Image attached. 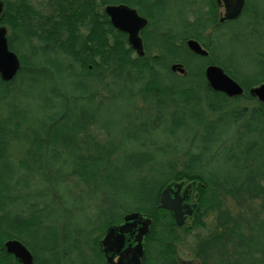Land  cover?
<instances>
[{
  "label": "trees",
  "instance_id": "obj_1",
  "mask_svg": "<svg viewBox=\"0 0 264 264\" xmlns=\"http://www.w3.org/2000/svg\"><path fill=\"white\" fill-rule=\"evenodd\" d=\"M0 1V25L10 31V49L22 63L13 82L0 78L3 242L49 241L54 252L61 228L69 264L90 260L83 245L98 264H106L100 242L107 229L120 225L127 213L140 212L152 220L144 264H181L186 237L195 230L205 231L188 244L200 264H264V104L249 93L264 82V51L257 52L259 70L252 74L227 64L231 55L227 63L214 50L208 58L193 55L184 41H203L195 21L187 22L192 33L186 31L178 40L163 36L160 56H135L127 36L110 23L105 7L130 5L156 25L158 10L165 8L163 0H43L39 5L33 0ZM253 19L262 25L263 18L256 14ZM226 43L231 46L236 38L228 37ZM212 44L205 42L207 47ZM194 59L205 64L194 65ZM175 63L184 65L187 74L172 73ZM209 65L230 73L245 89L243 97L255 100L258 107L249 114L246 109L230 110L234 99L214 92L206 80ZM166 75L175 80L166 81ZM106 79L124 88L113 98L127 91L131 104L136 94L145 104L127 114L118 142L102 121L105 107L98 94ZM109 87L104 90L112 93ZM17 95L21 106L35 100L34 111H20L14 103ZM226 117L231 119L228 129L244 125L237 132L238 157H226L232 170L211 168L218 155L204 156L218 139L203 140L200 153L191 145L182 161L169 152L181 148L160 143L179 134L194 142L190 134L197 128L210 122L215 130ZM251 136L256 140L243 147ZM173 184L195 185L197 193L196 212L183 228L160 205L161 193ZM76 214L83 220L76 221Z\"/></svg>",
  "mask_w": 264,
  "mask_h": 264
},
{
  "label": "water",
  "instance_id": "obj_2",
  "mask_svg": "<svg viewBox=\"0 0 264 264\" xmlns=\"http://www.w3.org/2000/svg\"><path fill=\"white\" fill-rule=\"evenodd\" d=\"M225 4V16L221 22L238 19L245 7V0H222ZM4 13V3L0 2V19ZM105 13L112 26L128 37V43L136 55L145 56L142 30L148 25V20L141 17L137 10L126 4L107 5ZM188 49L197 56L208 57L195 40L187 42ZM22 68L18 55L9 47L8 29L0 26V78L4 83L13 82ZM170 70L174 74L184 76L186 68L175 63ZM205 77L210 88L217 93L224 94L227 98H240L244 95V88L231 78L222 67L210 65L205 70ZM250 95L264 104V82L249 90ZM195 185H189L181 197L182 184H173L167 187L160 195L161 208L173 213L178 228H183L188 219L196 212V206L188 203ZM152 220L140 212L127 213L120 225L107 229L104 238L100 242L102 254L106 264H144L146 255L145 240L150 234ZM7 251L16 255L22 263L32 264L29 251L19 241L12 240L5 244Z\"/></svg>",
  "mask_w": 264,
  "mask_h": 264
},
{
  "label": "rangeland",
  "instance_id": "obj_3",
  "mask_svg": "<svg viewBox=\"0 0 264 264\" xmlns=\"http://www.w3.org/2000/svg\"><path fill=\"white\" fill-rule=\"evenodd\" d=\"M36 5H39L43 0H33ZM155 1V0H152ZM251 3L257 4L258 8V13L262 16V25H256V22L253 19L252 22V13L249 10V14L244 16L243 19L238 24L235 25H230V29L233 32L235 38H236V43H233L231 46H228V43L225 44V48L222 51L220 48H215L214 52L215 55L220 57L222 60H224L226 63L228 62L229 56H232V61L228 62L227 64L231 65L233 68L236 70L242 72V73H247V74H252L255 71H258V65L257 62L255 61V58L257 57V52H262L264 51V7L262 4H264V0H250ZM168 5V7H167ZM167 5L165 8L162 10H158V13L162 14V16L165 17L166 13L169 14V17H172L177 9L176 4H171L170 2H167ZM194 7L191 12H198L199 10H202L201 14L205 13V8L202 6ZM180 8V7H178ZM256 8V9H257ZM135 53V52H134ZM135 56H137L135 54ZM193 64L197 66H203L205 62L201 59H194ZM230 75V73H228ZM166 81H171L175 80L173 76L166 75L164 78ZM105 86H110L109 89H112V93L106 92L104 90ZM26 86H23L25 88ZM40 89V87H38ZM124 88L121 85H114L113 81L111 79H106L104 84L100 86V101L102 103V106L105 107L103 110L102 114V121H104V128L109 129L111 133L114 135V139L116 142L120 140V131L126 126L127 124V114L136 112L139 108L142 106L144 107V100L143 98L136 94L135 97V102L131 104L128 99L126 98L127 91H125V96L121 98H113L114 95H119L120 92ZM135 96V93H131ZM23 100L20 98V96L17 95L16 101H14L15 105L17 107L21 108L24 110V108H30L32 111H34V108L37 107V102L35 100H31L32 102L28 103H23L21 106L19 103L22 102ZM96 106V104H95ZM257 102L255 100H250L246 97H242L238 100H233L229 104V109H246L247 114L250 113L251 110L254 108H257ZM248 116L244 119L247 120ZM140 123V121H137ZM231 119L229 117L225 118V123L221 125L211 126L210 122H206L204 126L202 125L201 127L196 129L195 134L191 133L190 136L195 138V141L192 142V140L185 141L184 137L182 135H177L171 140H160V143L162 146L165 145H170L171 148H181L180 151H173L170 150L169 152L176 154L175 158L178 161L183 160V154L193 146V150L195 152L200 153L201 146H203V143L205 139H218L217 142H214L210 148L211 151L210 153L204 154L205 157H211L212 155L216 156V161L211 164V168H216V170L223 168L224 170H232L233 164L229 163L226 161V157L230 155H235L238 157L240 148L238 147V138H237V132L242 130V124L237 125L235 129H228L230 126ZM227 130V135H223L222 133ZM95 138L98 140H103V138L95 133ZM223 140V141H222ZM256 140L255 136L248 137L247 139H244L242 146H247L248 144L252 143L253 141ZM144 141V140H143ZM192 145V146H191ZM126 146L129 148H132L126 143ZM174 146V147H173ZM135 149L139 150V145L137 143H134ZM197 147V148H196ZM221 152V153H220ZM220 154V155H219ZM187 185V184H186ZM183 188V186H182ZM60 194L64 196L63 192H60ZM196 192L193 193L192 199L195 201V196ZM82 215L76 214L75 220L76 221H81L83 220ZM63 231V229H61ZM196 234H201L204 235L205 231L203 230H195L193 234L190 236L186 237V240L188 241L187 244H185L182 247V250L180 252V259L179 262L181 264H200L199 261L195 258L192 252H190L188 248V244L191 243L194 240V236ZM185 237V236H184ZM63 245L65 246L63 240L61 239ZM84 249L85 254L87 255V259L91 260V252L86 250V247L83 245L82 247ZM67 262V261H66ZM67 264H69L67 262Z\"/></svg>",
  "mask_w": 264,
  "mask_h": 264
},
{
  "label": "flooded vegetation",
  "instance_id": "obj_4",
  "mask_svg": "<svg viewBox=\"0 0 264 264\" xmlns=\"http://www.w3.org/2000/svg\"><path fill=\"white\" fill-rule=\"evenodd\" d=\"M163 2L165 7L167 5V2L168 3L170 2V5L176 4L178 10H176L175 14L172 17H169L168 16L169 14L167 13L165 17L164 16L161 17L163 13L160 14V17H158V22L156 23V25H150V20L146 16L141 14V12L138 9L128 5L129 7L137 10L141 17L148 20V25L141 32V38L143 40L145 54L149 52L153 57H158L163 53L162 47L159 46L161 44L163 36L166 37L168 36L171 38V41H174V40H178V37L179 39L180 37H184L186 31H190L192 33L190 28L187 27L189 23L195 21L198 22L200 26L199 31H202L201 35L203 36L202 38L204 42L201 40H197L195 38H188V39L186 38L187 40L185 39L184 41L186 47H187V42L189 40H195L201 45V47L204 50H206L209 53L210 56L212 50H214L217 47L220 48L222 51L224 50L228 37L233 36V38H235L229 26L238 24L241 21V19H243V17L246 16L245 12L247 9L250 10L252 13L251 16L252 22H253V16H256V14L258 17L262 18V16L260 15L262 13L257 12L258 11L257 4L251 3L250 0H245V7L243 9L241 16L238 19L233 21H225V22H221V20L225 16V11H226L225 4L223 3L222 0H163ZM196 6H198V8H200L199 6L204 7L205 13L201 14L202 10H199L198 12H191V10ZM262 6L264 7V4H262ZM254 21L256 22V25H258L257 24L258 22L255 19ZM208 26L209 29H207ZM204 27H206V29H204ZM206 41L213 42V44L207 47L205 45ZM219 42H222L221 45L218 44ZM189 52L195 55L190 50ZM208 57H202V58H208ZM182 186L183 188L180 193L181 197L184 196V193L188 188V185H182ZM193 193L194 191H192L188 203L197 206L196 198L195 201L192 199ZM61 239H63V236L60 228L59 237L57 238L58 240V245H57L58 253H57L55 249H53L54 252H52L49 241L46 244H40L39 242H37L38 244H31V245H28L18 239H8L3 242L0 235V264H24L18 257H16V255L11 254L7 251L5 244L8 241H12V240L19 241L22 245H24V247H26V249L29 251L32 257V264H67L65 259V249L64 246H62L63 243ZM100 250L102 253L101 246H100ZM84 264H98V261L91 258V260L84 261Z\"/></svg>",
  "mask_w": 264,
  "mask_h": 264
},
{
  "label": "bare ground",
  "instance_id": "obj_5",
  "mask_svg": "<svg viewBox=\"0 0 264 264\" xmlns=\"http://www.w3.org/2000/svg\"><path fill=\"white\" fill-rule=\"evenodd\" d=\"M9 36H10V31L8 30V40H9ZM10 47V45H9ZM14 52V51H13ZM146 55V54H145ZM138 57V56H137ZM103 138V137H102Z\"/></svg>",
  "mask_w": 264,
  "mask_h": 264
}]
</instances>
